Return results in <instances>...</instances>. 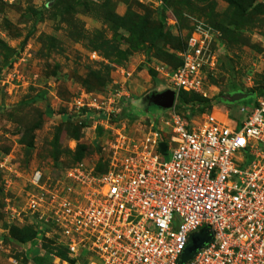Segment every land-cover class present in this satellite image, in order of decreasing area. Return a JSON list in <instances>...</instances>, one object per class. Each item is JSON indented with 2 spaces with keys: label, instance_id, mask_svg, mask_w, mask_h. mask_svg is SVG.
I'll return each mask as SVG.
<instances>
[{
  "label": "rangeland",
  "instance_id": "rangeland-1",
  "mask_svg": "<svg viewBox=\"0 0 264 264\" xmlns=\"http://www.w3.org/2000/svg\"><path fill=\"white\" fill-rule=\"evenodd\" d=\"M191 41L201 89L178 91ZM261 90L264 0H0V264H92L76 170L123 166L176 116L242 120Z\"/></svg>",
  "mask_w": 264,
  "mask_h": 264
},
{
  "label": "built area",
  "instance_id": "built-area-1",
  "mask_svg": "<svg viewBox=\"0 0 264 264\" xmlns=\"http://www.w3.org/2000/svg\"><path fill=\"white\" fill-rule=\"evenodd\" d=\"M190 47L173 85L198 92L202 53ZM168 125V141L152 133L150 148L121 167L76 170L90 187L76 216L90 230L92 264H178L205 228L211 240L185 264H264V96L242 120L209 116L195 128L176 116Z\"/></svg>",
  "mask_w": 264,
  "mask_h": 264
},
{
  "label": "water",
  "instance_id": "water-1",
  "mask_svg": "<svg viewBox=\"0 0 264 264\" xmlns=\"http://www.w3.org/2000/svg\"><path fill=\"white\" fill-rule=\"evenodd\" d=\"M176 93L175 91L168 89L161 93H157L152 95V101L156 106L162 107L164 109H171L176 100ZM247 94H237L233 96L231 101L245 99L247 98ZM160 152L164 155L167 151V145L165 142H161L160 145ZM211 240V232L208 228L203 229L201 232L196 233L190 237V241L187 245V248L183 255L181 256L178 264H185L187 263L195 254L196 250L203 247L206 242Z\"/></svg>",
  "mask_w": 264,
  "mask_h": 264
},
{
  "label": "trees",
  "instance_id": "trees-1",
  "mask_svg": "<svg viewBox=\"0 0 264 264\" xmlns=\"http://www.w3.org/2000/svg\"><path fill=\"white\" fill-rule=\"evenodd\" d=\"M259 96L260 97L264 96V91L263 90L259 91ZM210 106H211V104H209L208 106L203 107V110L209 109ZM236 120H239V119L236 118Z\"/></svg>",
  "mask_w": 264,
  "mask_h": 264
}]
</instances>
